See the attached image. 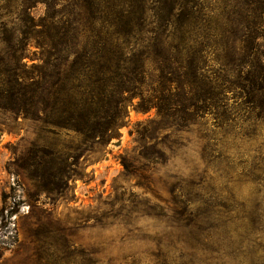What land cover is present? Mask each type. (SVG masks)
Here are the masks:
<instances>
[{
  "label": "trees",
  "instance_id": "obj_1",
  "mask_svg": "<svg viewBox=\"0 0 264 264\" xmlns=\"http://www.w3.org/2000/svg\"><path fill=\"white\" fill-rule=\"evenodd\" d=\"M133 99L135 110L156 111L138 132L152 150L138 158L182 146L158 137L167 129H197L204 168L171 178L170 227L235 245L222 249L232 261L264 264V0H0V113L40 125L7 167L32 183L30 217L41 195L68 200L71 183L88 177L79 158L98 160L120 137ZM62 133L79 142L59 151ZM135 157L120 156L124 175L150 189ZM39 211L36 236L49 216ZM18 212L4 195L0 259L17 242L7 225ZM83 262L100 264L88 250Z\"/></svg>",
  "mask_w": 264,
  "mask_h": 264
},
{
  "label": "rangeland",
  "instance_id": "obj_2",
  "mask_svg": "<svg viewBox=\"0 0 264 264\" xmlns=\"http://www.w3.org/2000/svg\"><path fill=\"white\" fill-rule=\"evenodd\" d=\"M42 12L39 7L34 14ZM136 102L133 99L127 106L128 124L120 129V137L107 145L98 160L79 158L78 169L88 177L76 178L71 183L68 200L52 201L41 195L39 202L43 205L33 209L35 215L31 217L28 192L33 191L32 183L26 175L15 176L7 167L14 160V153L19 156L37 140L40 125L21 118L15 121L0 113V207L4 195L19 202V212L8 218L11 224L7 225L8 231L17 232V242L3 253L0 264H84L85 250L92 252L100 264H251L248 258L232 261L222 251L223 245H235L214 243L202 232L188 235L187 231L170 227L167 217L173 199L171 178L189 179L195 170L200 172L204 168L199 159L197 129L191 127L178 133L176 129H167L158 137L169 134L170 141L184 147L171 143L165 158L154 162L138 158L146 147L152 150L148 147L152 143L146 138L141 142L138 132L156 119V111H137ZM53 142L61 151L69 144H77L79 138L62 133ZM125 154L136 155L133 166L137 175L149 177L150 189L143 185L144 178L124 175L120 156ZM252 192L247 185L237 194L248 200ZM118 197L121 201L115 202ZM39 209L49 214L40 228L47 236L35 234L34 219L40 215ZM16 248L20 249L14 252Z\"/></svg>",
  "mask_w": 264,
  "mask_h": 264
}]
</instances>
